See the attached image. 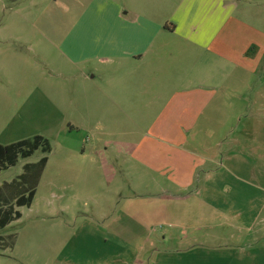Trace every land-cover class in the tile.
<instances>
[{"label": "crops", "instance_id": "crops-1", "mask_svg": "<svg viewBox=\"0 0 264 264\" xmlns=\"http://www.w3.org/2000/svg\"><path fill=\"white\" fill-rule=\"evenodd\" d=\"M59 1L36 24L54 76L30 88L0 144L49 142L75 122L133 124L139 136L131 143L133 130L100 131L120 138H105L100 151L89 140V153L80 141L82 152L61 150L57 164L50 145L29 206L44 182L60 212L72 189L70 198L88 194L95 205L90 220L110 222L60 230L53 263L264 264V0ZM33 121L44 126L28 130ZM108 154L123 157L118 171L125 181L132 173L133 199L150 213L97 206L102 178L107 203L106 194L114 205L129 201L106 178ZM30 156L10 181L24 173L32 185ZM153 218L161 229L148 227Z\"/></svg>", "mask_w": 264, "mask_h": 264}, {"label": "rangeland", "instance_id": "rangeland-1", "mask_svg": "<svg viewBox=\"0 0 264 264\" xmlns=\"http://www.w3.org/2000/svg\"><path fill=\"white\" fill-rule=\"evenodd\" d=\"M55 3L59 5L60 1L0 0V143L20 120V117L17 118V115L14 116V114L19 109L20 104L27 98L30 88L35 85L40 86L46 77L54 76V73L48 71L50 68L49 60L51 61L50 53L44 51L45 49L41 47L43 41H39L38 37L42 34L36 24L42 20L41 17L44 18L48 14V9L53 7ZM27 45L31 47L29 52ZM44 62L48 66H45ZM129 110L135 111V109ZM67 111L71 113L72 108H68ZM42 126L44 125L33 121L27 124V129L35 131ZM135 127L133 124L123 127L118 122H112L106 124L103 129V125L99 124L82 125L75 122L70 127L73 129L70 135H64L61 132L56 139L49 141L51 145V151L48 154L50 161L57 164L59 161L55 162V160L58 159V154L61 150L79 149L77 152L81 153L83 149H80V141L83 148L86 149V153L92 150L89 147V140L93 144L92 148L100 151L104 147L103 140L105 138L118 140L120 137H113L114 135L112 136V134L121 132L123 128L133 130L128 141L131 143L135 142L139 136ZM63 129H67V124L63 126ZM92 129H95L98 134L93 132ZM100 131L112 134L106 136L104 134L100 138ZM44 154L41 149H37L27 158V161L36 163ZM92 158L95 159V163H104L101 155L92 154ZM105 160V165L112 167V171H109L106 175L107 180L113 175L111 178L115 182L121 183L120 188L118 187L116 190L113 186L110 188L111 191L114 192L116 190L119 192L118 200L120 198H128L129 201H122V203L119 202L114 205L115 195L106 194V198H111L107 203L103 193V190L106 191L107 189L101 188L105 183L102 178L100 187L93 189L100 203L97 206L104 209L108 208V211L122 207L123 209L127 208L129 213H136L139 209L140 211L138 212L140 214L150 213L148 210L149 205L147 204L149 202L138 203L133 199L132 191L134 189L130 185L135 179L130 175L132 173H128L126 182L123 172L120 173L118 171L123 157L108 154ZM24 161L26 160H20V157H18L15 165L0 171V186L15 178V175L22 171V163ZM43 183L37 189L32 205L29 207L24 205L19 209L21 217L0 228V264H56V261L53 263L56 256L55 252H57V247L63 238V236L59 235L60 230L73 231L76 228L93 227L94 222L99 223V227L103 228L107 226V223L108 225L110 224L108 218H102L100 215L97 216L98 221H96L97 219L95 221L90 220L89 212L95 205L89 199L88 194L78 195L77 199L70 198L72 189H67L64 199L60 200L69 209L65 212H60L59 200L47 196L49 188ZM5 188L3 190L7 192ZM53 190L56 191V189ZM139 190L147 192L148 189L142 188ZM145 198L147 197H138L139 200ZM48 200L51 203L47 202ZM146 223H149V228L161 229L163 226L162 221L156 218L150 219ZM143 227H146V224ZM134 239L131 238L128 244H135ZM112 242H114V239H112ZM76 243H78V240ZM63 254L68 253L63 252ZM79 260H84V257H80Z\"/></svg>", "mask_w": 264, "mask_h": 264}, {"label": "trees", "instance_id": "trees-1", "mask_svg": "<svg viewBox=\"0 0 264 264\" xmlns=\"http://www.w3.org/2000/svg\"><path fill=\"white\" fill-rule=\"evenodd\" d=\"M37 149H41L43 153L50 151L48 140L41 135H34L31 138L7 145L0 144V171L15 165L18 157H28ZM45 161L46 156L44 155L38 162L25 165V171L33 170L35 174V181L31 186L25 185L24 173L20 174L17 179H13L0 186V228L5 227L8 223L20 217V212L15 209L16 207L29 206L31 204L37 178ZM4 188L7 189V192H4Z\"/></svg>", "mask_w": 264, "mask_h": 264}]
</instances>
